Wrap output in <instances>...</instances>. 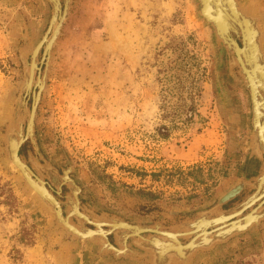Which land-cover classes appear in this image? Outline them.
I'll list each match as a JSON object with an SVG mask.
<instances>
[{
	"label": "rangeland",
	"instance_id": "1",
	"mask_svg": "<svg viewBox=\"0 0 264 264\" xmlns=\"http://www.w3.org/2000/svg\"><path fill=\"white\" fill-rule=\"evenodd\" d=\"M70 2L34 129L56 168L73 165L83 202L130 221L176 219L257 172L248 94L215 64L197 0ZM254 2L264 26V0ZM48 13L43 0H0V115L20 74L16 21L35 37ZM52 218L0 156V264H138L96 258L90 242L50 230ZM194 262L264 264V221Z\"/></svg>",
	"mask_w": 264,
	"mask_h": 264
},
{
	"label": "water",
	"instance_id": "2",
	"mask_svg": "<svg viewBox=\"0 0 264 264\" xmlns=\"http://www.w3.org/2000/svg\"><path fill=\"white\" fill-rule=\"evenodd\" d=\"M49 5V13L46 17V24L42 31L33 37L32 33L30 32V35L35 39L34 45L40 46V57L43 58L44 51H45V45L41 44V39L46 35L51 33L50 24L51 19L53 17V10H54V3L51 0H44ZM235 2L240 4H243L241 0H234ZM62 2V0H61ZM228 5V10L232 14H236L237 18L235 21V24L233 26V33L234 36L232 38L236 53H231L228 50V47L225 43V41L220 39V36L216 32V25L213 24L214 20L209 15L208 11L205 8V1L204 0H197V8L196 12L203 18L205 23L210 29L212 40H214L213 45V58L214 62L217 66H220L223 59L225 61V68L229 73H231L233 76L238 78L240 81H242L243 86L248 94L249 99V118L248 123L250 124V129L248 132V140H247V150H246V157L247 158H254L258 161V169L257 172L253 175L246 176L245 173H240L238 176H236L225 189H223L221 192H219L215 198L206 206H202L193 210H186V212H182V214H178L179 216L176 217V219L173 218L172 215L152 220H145V221H130L126 217L119 215L114 212H109L106 210H94L93 208H89V206L83 202V200L80 198V191L81 186L79 184H75L78 188L77 196H75V201L77 202L78 208L76 207L75 210L80 211L84 210L87 211L88 220H84V223L79 220L78 216L79 214H75V212H72V221L78 222V224H81V227L79 228L82 230V228L87 229L85 230V234L89 233V230H94L98 223H96L99 218L102 217V220L109 219L111 217L121 218L125 223L132 226V231L130 230L125 235L119 234L115 227L112 226V223H105L103 226H101L102 229L107 230V234H104L102 238V242H104V246L96 241V238L93 237V235H81L79 233H73V228H70V224L65 223V221L62 218H65L69 212L68 202H67V183L63 182L60 183V185H56L53 183V181L50 179V177L46 176L42 178V181H40V187L41 190L44 191L47 195L49 200H51L54 203V206H49L45 201L40 199L38 197V194L34 190V185L32 183V179L37 175L40 174L39 168L32 163L33 160L31 159L32 156L37 155L40 158V161L38 163L43 162L44 156L42 155L38 142L36 137V132L34 129V119L37 115V104L40 100L41 95L46 90L42 89L39 92V86L35 83L32 84L31 89L29 90L31 92L30 100H27V104L25 106L27 109H29L32 112V122H30V125H32L33 133L32 137L27 136V119L23 117L19 113L22 119V124H20V134L17 136L16 140L14 141V145L17 146L13 149V157H14V163L12 161H8V159L5 156V146L6 142H8L6 137V132L8 131L9 126V120H8V112L9 105L8 103L5 105L1 115H0V156L2 158V161L4 165H6L9 169L15 171L20 176V183L22 186L30 192L34 198H36L40 204L47 210V212H50L53 216L52 222L49 226L50 230H56L60 229L62 232V236L66 237L68 239H85L86 241L90 242L94 245V256L96 258H103L104 256H108L109 258H112L113 260L118 259H125L129 260L131 262H135L138 264H159L157 263V259L154 260L156 249L155 246V240L156 239H164L167 240L168 237L170 238L169 234L173 235V238H175L176 243L178 244L177 248H180L182 253L177 252L173 250L170 252L167 256H169V259H166L163 264H187L188 259L184 260L185 256L191 253L190 256L192 257L191 261L188 263L190 264L193 262L192 260L195 258V256L199 254H203L206 252H210L214 247L225 244L228 242L231 238L241 235L248 231L252 227L259 226L264 221V214H261L260 217L254 219L252 222L244 224V226L237 227L236 229H231L228 232H224L223 234H220L216 236L215 234L211 236L210 242L206 245L200 246V244H197L198 235L196 230H192V225L200 223L203 224V230L210 231L212 230V233H216L220 227V225L227 221L229 222L235 221L238 222L237 218H242L244 216H247L249 213H251L255 208L258 207L260 204L261 209L264 208V193L259 198V200H255L254 202L247 199L250 194L253 193V191L256 189L253 187L254 181L256 180L257 176L261 173V169L263 167V161L264 160V148L258 149L256 152V145L254 144L256 139L259 138L258 130L260 127V124L264 123V95L261 97V94L264 92V55L262 56V62H259L260 65L255 66L254 57H250L248 55V40L245 36V32L247 31L246 28H244V20L243 15L247 16L246 13L241 8L235 4H233L230 1V6ZM65 4H62V7L64 8ZM242 18L241 22L238 23V20ZM25 20V19H24ZM18 41L15 44L16 46V53L17 57L20 63V74L18 81L16 83V91L15 94H18L20 92L21 88L19 84L21 83L24 75L26 67V63L30 60V54L28 55V58L26 59L22 52V46L21 44L24 43V37L22 34L17 32ZM29 41L28 38H26L25 42ZM42 45V46H41ZM263 50V49H262ZM254 61V62H253ZM45 65V64H44ZM43 65V67H44ZM40 66V65H39ZM216 66V67H217ZM38 73V71H37ZM33 81H35L36 75H33ZM259 81V83H258ZM37 93V96L39 95V99L36 103H34V97L33 92ZM24 97H29V94L26 93L25 90L22 91ZM25 118V119H24ZM25 139H28L31 145V149H27L25 151V154H21L19 152V148L24 142ZM18 143V144H17ZM34 146L36 147V150L34 149ZM34 151L32 152V150ZM53 168V171L55 175L59 176L61 172H63V166H59L58 168L51 166ZM73 179V178H70ZM246 181L244 186L239 187V181ZM77 183V182H76ZM229 191V192H228ZM233 191H236L234 193ZM234 193V194H233ZM230 194H233L230 196ZM229 195V196H228ZM224 199V201H221V199ZM228 201H231L230 204L227 206H224ZM223 202V203H222ZM222 205V206H221ZM260 209V210H261ZM206 217V218H205ZM85 219V218H84ZM158 223L161 225V230H158L160 228H156V224ZM226 225V224H225ZM223 225V226H225ZM138 226V227H137ZM207 227V228H206ZM135 228L138 229V231H135ZM206 228V229H205ZM208 229V230H207ZM132 232H135L134 234ZM197 235V237H195ZM124 237H127L125 240V245L127 252L122 251V253L115 251V248H118L121 246V241ZM172 239V238H171ZM192 239V240H191ZM196 240V241H195ZM192 241V243H190ZM200 242V241H199ZM190 243V244H189ZM185 252V253H184ZM149 257V258H148ZM152 257V258H151ZM171 258V259H170Z\"/></svg>",
	"mask_w": 264,
	"mask_h": 264
},
{
	"label": "bare ground",
	"instance_id": "3",
	"mask_svg": "<svg viewBox=\"0 0 264 264\" xmlns=\"http://www.w3.org/2000/svg\"><path fill=\"white\" fill-rule=\"evenodd\" d=\"M51 1H53V3H54L53 17L51 19V24L49 27L51 29V33L49 35L46 34L41 39V44L45 45V51H44L43 58H41L40 54H39L41 51V50L39 51L40 46L34 45V40H35L34 38L35 37L33 38L30 35L31 30H30V24L28 23V21L26 19L23 20V18L20 17L19 20L16 21L17 23L15 22L17 24L18 31L20 32V34L23 35L24 39L25 40H26V38L29 39V41H27V42H25V40H24V43L21 44L22 50H23L22 54L26 59L28 58L29 54L31 56H30V60L26 63V67L24 68L25 75H24L21 83L19 84V86L21 88L20 92H18V94H15V92H14L13 95L10 97L11 98L10 100H9V95H10L9 93H8L9 95H7V97H6V99H7L6 102L9 105V110H7L9 126L7 129L8 131L6 132V137H7L8 142H6V146H5V156L9 162L12 161L13 163H14V157H13L12 151L17 146L16 144L14 145V141L16 140L17 136L20 134V131H21V129L19 127L20 126L19 123L22 124V119H21V116L19 115V113L21 112L20 114L22 115V117L24 114V117L28 121L26 137L27 136L32 137L33 129H32V125H30V122H32L33 116H32V112L29 109H27V107L25 106V104H27L26 101L30 100V97H31V92L29 90L31 89V86L33 83H35L36 85H38L40 87L39 92L42 89L48 88V87H46V83H47L46 81H47L48 75L51 72L53 58L55 57V54H54V46L55 45L54 44H55L56 38L60 32V28L62 26V23L66 19V14L68 13L70 5H71V2H70L71 0H62V2H61V0H51ZM204 1H205V8L208 11L209 15L213 18V20H214L213 24L216 25L217 34L220 36V39L222 41L223 40L225 41V43L228 47V50L231 53L235 54L236 48H235L234 42L232 40V38L234 36V33L232 30H233V26L235 24V21L238 18H237L236 14L234 15L228 10L227 3L229 4V6H230V1L233 4H235V6H237L238 3L235 2L234 0H204ZM241 2H243V4H240V6L239 5L238 6L240 8L242 7L240 10L244 11L247 15V16L243 15V20L245 21L244 22V28L247 29V31L245 32V36L248 40V55L250 57H254L255 66H258V65H260L259 62H262V59H263L262 56L264 55V26L262 25V19L258 13L257 6H256V3L254 2V0H241ZM63 3L65 4L64 8L62 7ZM241 20H242V18H240L238 20V23H240ZM43 65H44V67H43ZM37 71H38V73H37ZM36 74H37V76L34 78L35 81H33L32 80L34 77L33 75H36ZM258 83H259V81H258ZM15 86H16V84H15ZM23 90H25L26 93L29 94L28 98L23 96V93H22ZM263 95H264V92L261 94V97ZM33 97H34V103H36L39 99V95L37 96V93L35 91L33 92ZM1 105H3V103L1 102V99H0V108L2 107ZM258 134H259V138H257L255 143H254L256 145L255 146L256 152L258 151V149L264 148V123L260 124ZM34 149H35V151H37L35 146H34ZM34 149L32 150V152L34 151ZM35 151H34V155H35ZM31 159L33 160L32 163H34L39 168V171H40L39 172L40 174H37L32 179V183L35 187L34 190L38 194V197H40V199L45 201L49 206H54V203L51 200H49L48 195L44 191L41 190L40 181H42V178L48 176L53 181V183H55L56 185H60V183H63V182L67 183V188H66L67 194H68L67 195V202H68L70 214H68L65 218H62V219L65 221V223L70 224L69 229L73 228L72 229L73 233H79L83 236L88 235V234H90V235L92 234L93 237L96 238V241L99 242L103 247L105 243L102 242L101 237L104 234H107V232H108L107 230H104L101 228V226H103L105 223H112V226L115 227L116 231L121 235H125L130 230L132 231V226L125 223L119 217L118 218L111 217L107 220H105V219L102 220V217H101L98 220H96L97 221L96 223H98L96 228L94 230H89V233L85 234V230L87 231V229L84 230V228H82V230H80L79 228L81 227V224H78V222L72 221V215H73L72 212H75L76 215L77 214L80 215V216H78V218L80 221H82V223H84V220L89 219V217H88L89 213L87 211L75 210L76 207L78 208L77 202L75 201V196H77V192H78L77 188L78 187L75 184H78V183H76L75 179L72 176V172H74L73 165L71 163L65 164L62 167L64 171L61 172V174L59 176H57V175H55L53 168L51 167V166H54V164L45 156H44L43 162H41V163H38V161H40V158L37 155L32 156ZM262 161L264 164L263 159H262ZM54 167H56V166H54ZM70 178H73V179H70ZM245 182L246 181H242V180L239 181L238 186L239 187L244 186ZM253 187L256 189L253 191L252 194H250L248 196L247 199L254 202L255 200H259V198L264 193V165L261 169V173L257 176L256 180L254 181ZM233 192L236 193V191H233ZM233 194H230V196ZM221 201H224V199L222 198ZM260 207H262V206H260V204H259L258 207L255 208L247 216H244L242 218H237L238 222L232 221V222H229V224H227L228 223L227 221L223 222L220 225V227L216 233H212V230H210V231L203 230V224L202 223H200L199 226H198V224L192 225V230L195 229L197 232V235L199 237L197 240V242H198L197 244H200V246L206 245L210 242L211 236H213L214 234L216 236H218L220 234H223L224 232H228L230 230V228L236 229L237 227H241V226H244V224L252 222L254 219L260 217L261 214H264V208L261 209ZM223 225H225V226H223ZM160 226L161 225L159 223H158V225L156 224L157 229L160 228ZM158 230H161V228ZM135 231H138V229L135 228ZM132 233L134 234L135 232H132ZM197 235H195V237H197ZM169 236H170V238L168 237L167 240H164V239H161V240L156 239L155 240V244H156L155 248L156 249L154 250V252L155 251L156 252L154 255V260L157 259L156 261L159 264H163L164 262H166L165 260L169 259V256H167V255L170 252H172L173 250L182 253L180 248H177L178 244L176 243L175 238H173V235L169 234ZM126 238L127 237L123 238V240L121 241V246L119 247V249L115 248L114 249L115 251L122 253V251L127 250L126 245H125ZM190 243H192V241ZM125 252H127V251H125ZM190 254L191 253L189 252V254L186 255L184 258V260L188 259V261H187L188 263L192 259V257H191L192 255L190 256ZM197 257H198V255L195 256V258L192 260L193 262H191L190 264L195 263L194 261Z\"/></svg>",
	"mask_w": 264,
	"mask_h": 264
},
{
	"label": "flooded vegetation",
	"instance_id": "4",
	"mask_svg": "<svg viewBox=\"0 0 264 264\" xmlns=\"http://www.w3.org/2000/svg\"><path fill=\"white\" fill-rule=\"evenodd\" d=\"M256 164H257V168H258V165H259V164H258V161H257V160H256Z\"/></svg>",
	"mask_w": 264,
	"mask_h": 264
}]
</instances>
